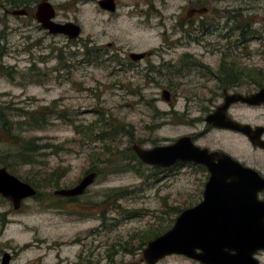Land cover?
<instances>
[{"label":"rangeland","instance_id":"obj_1","mask_svg":"<svg viewBox=\"0 0 264 264\" xmlns=\"http://www.w3.org/2000/svg\"><path fill=\"white\" fill-rule=\"evenodd\" d=\"M81 1L66 4L68 17L76 15L83 26L81 35H58L57 43L51 36L47 47L32 50L23 47L43 31L33 32V21L5 18L0 7V106L16 122L26 120L27 112L39 118L40 124L14 131L49 144L36 153V162L23 163L12 155L17 147L0 140V167L44 194L25 199L19 209L0 194V264L6 252L10 264H147L142 250L149 235L171 228L182 210L201 200L208 174L194 164L153 167L132 145L152 148L202 131L203 121L190 120L205 116L209 99L222 93L207 78L206 66L217 71L234 61L264 69L262 41L248 38L249 32L264 33V0H121L118 15L98 0ZM194 2L209 11L192 12ZM191 26L199 39L165 55L177 67L185 64L182 72L162 67L160 55L153 64L162 71L132 69L126 51L115 56L107 46L162 48L166 38L175 43ZM164 88L172 91V103L163 98ZM117 128L112 137H97ZM215 137L204 135L198 143L212 144ZM91 171L98 175L84 194L54 195ZM257 256L264 264V252ZM158 264L203 263L173 254Z\"/></svg>","mask_w":264,"mask_h":264},{"label":"water","instance_id":"obj_2","mask_svg":"<svg viewBox=\"0 0 264 264\" xmlns=\"http://www.w3.org/2000/svg\"><path fill=\"white\" fill-rule=\"evenodd\" d=\"M49 5L53 7L51 3ZM45 7H48L46 3L40 5V9ZM13 13H24V9L17 8ZM39 21L52 33L66 34L71 39L82 33L81 26L73 21L57 23L45 17H40ZM132 56L140 58L144 53H133ZM162 96L170 100V90L164 89ZM233 98L255 103L264 101V87L249 96L240 93L226 95L227 102L217 113L224 112ZM213 118L209 116L207 119L212 121ZM214 121L217 124L222 122L221 119ZM229 122L236 129L245 127L232 120ZM132 148L143 162L150 165L168 168L191 161L207 166L211 172L203 200L184 209L170 229L147 242L142 250L143 261L158 264L166 256L180 254L205 264H260L256 253L264 250V202L257 194L264 187V178L222 151L210 152L208 148L195 144L189 135L170 144L145 148L134 143ZM97 174V171H91L78 184L55 189L54 195H82L94 183ZM37 193V187L12 173L6 165L0 167V194L13 203L14 209H19L25 199ZM10 258L11 253L6 252L2 264H10Z\"/></svg>","mask_w":264,"mask_h":264},{"label":"flooded vegetation","instance_id":"obj_3","mask_svg":"<svg viewBox=\"0 0 264 264\" xmlns=\"http://www.w3.org/2000/svg\"><path fill=\"white\" fill-rule=\"evenodd\" d=\"M69 1H72L73 3H76V4L82 2L81 0H0V7H2L3 15L5 18H7L8 16H13L14 18H23L22 20H24V22L26 21V23H28L27 20H29V22L33 21L36 24L33 27V32L38 33L39 31H43V33L40 35V37L36 39L35 42L34 41L30 42L29 44H26L23 47L24 49L31 48L32 50L35 47H40V48L47 47L48 44H46V41L51 36L53 37L50 38V40L51 42H54V43H57V39L55 37L58 35L69 38L68 35H65L62 33L55 34V33H52L49 29L45 28L43 24L39 21L40 17H45L48 20L55 21L57 23L73 21V22L78 23L83 30V26L79 23L78 20H76V17H77L76 15H74L73 18L68 17L69 9L66 4L69 3ZM42 3H46L48 7L40 9V5ZM49 3H51L53 7H51ZM98 3L104 11L109 12L111 14L113 13L115 15L119 14L121 0H98ZM110 6L112 7L109 8ZM17 8L24 9V13L14 14L13 12ZM76 9H79V8L77 7ZM191 10L192 12H195V13L204 12V11L208 12L209 8L207 7V5L199 6V3L194 2L193 8ZM140 12L145 15L149 14L148 11H145L143 9L140 10ZM51 13H53L52 16H50ZM178 26L180 27L181 24H179ZM10 29L11 27L8 26L5 28L4 32L7 33V31H9ZM191 29H192V26L189 29H185L184 37L183 38L180 37L178 41L175 43H172L169 38H166L163 42L164 46H162V48L157 47L156 49L147 50V51H136L133 49L123 50V48L117 47L114 42H109L107 46L110 48H113L112 51L114 52L115 56H120L123 51H126L125 57H127L128 59H127V62H125V64L128 65L132 69L135 68L137 70L146 69V70H151V71H157V70L162 71L161 69L155 68L153 64V61H154L153 57H157L160 55V57L162 58V64H161L162 67L166 66L167 68H172L175 71L182 72L183 68L185 67V64L183 66L177 67V65L172 63L173 60L166 59L165 55L176 45L187 44V42H185L186 40L188 41L198 40L199 39L198 36L196 34H193L191 32ZM208 30H209L208 27L204 29V31L206 32ZM28 36L29 38H31V40H33L31 34ZM23 37L26 38L27 36H23ZM248 38L249 39H259L262 41V45L264 46V33H258V32L250 33L249 32ZM240 43H246V42H240ZM99 48L101 50V47ZM247 51H249L248 48L244 49L243 54L244 52H247ZM262 52L264 53V50H262ZM133 53H137V54L144 53V56L140 58H134L132 56ZM184 55L192 56L194 55V53L186 52ZM196 62H198V60L194 61V63ZM188 64L190 63L188 62ZM206 67H207L206 69L207 73H209V76L206 73L207 78L209 79L211 77L214 80H216L220 89H222V93L218 92L212 95V97L209 99L211 106H210V109L206 111L205 116L197 117V118L190 120L192 123L203 121L204 127L202 131L193 132V133L185 134V135L191 136L195 144L201 147L208 148L210 152L222 151L230 155L232 158L239 161L243 166L254 170L259 176L264 178V101L255 103L251 101H244L242 98H239V99L233 98V100L229 101L224 112L217 113L221 105H224L227 102L226 95L240 93L244 96H249L251 94L257 93L261 88H263L264 87V69L253 68V67L251 68V66L241 65L234 61L227 63L226 65H221L219 70L217 71H214V69L210 65ZM245 84L252 85L253 88L248 87L247 89H244ZM164 89L170 90L169 88H164ZM170 92H171V99L167 101H171L172 103L173 93L171 90ZM209 116H212V117L214 116L212 121H209L207 119ZM216 119H221L222 122L217 124L214 121ZM228 120L241 123L245 125V127L244 129H236L235 127H232L231 123ZM223 121H225V123H223ZM185 135H182V136H185ZM204 135H212L213 137L217 135V137L215 138H218V141L213 142L212 144H208V145H202L198 143V140H200V138H202ZM178 164H181V165L194 164L197 167H203L208 174L206 183L209 181L211 172L209 171L207 166L203 164H197L191 161L180 162ZM151 166L156 167V168H162V167H157L154 165H151ZM203 195H204V192H203ZM257 195H258L257 196L258 199L264 202V187L258 191ZM63 197L69 198V199L74 198V197H68V196H63ZM203 198L204 196L195 205L200 203L203 200ZM149 239L147 240V242L149 241ZM260 252H264V250L258 251L256 255H258ZM3 258H2L1 264L3 262ZM11 258H13L12 255H11ZM260 264H261V261H260Z\"/></svg>","mask_w":264,"mask_h":264},{"label":"trees","instance_id":"obj_4","mask_svg":"<svg viewBox=\"0 0 264 264\" xmlns=\"http://www.w3.org/2000/svg\"><path fill=\"white\" fill-rule=\"evenodd\" d=\"M6 107L3 105L0 106V140L8 142V143L11 142L17 147L15 153H13L12 155H14V157H16L18 160L22 161L23 163L36 162V158H35L36 153L41 148H48L49 144L40 146L35 143L34 139L33 140L28 139L22 134H17L16 131L14 130L17 128L16 126L22 127L24 126V124L31 125V123L33 122H35L36 124H40L41 123L40 119L34 115H31V112H27L29 117H27L26 120H18L16 122L13 119H11L10 116L6 113ZM118 129L119 128L114 129V132L112 133L109 130H103L97 133V137H99V139L105 140L109 138L110 136L112 137L115 133H118L119 131ZM90 134L94 135V132H91ZM52 147L58 150L62 146L52 145ZM36 196H44V194L38 190V193ZM163 232L165 231L158 232L156 234L151 233L149 235V238L152 239L155 236H158Z\"/></svg>","mask_w":264,"mask_h":264}]
</instances>
